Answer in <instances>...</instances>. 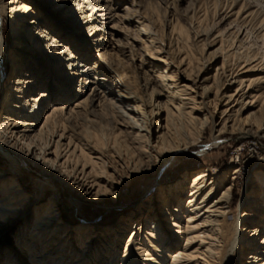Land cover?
<instances>
[{
	"label": "bare ground",
	"instance_id": "1",
	"mask_svg": "<svg viewBox=\"0 0 264 264\" xmlns=\"http://www.w3.org/2000/svg\"><path fill=\"white\" fill-rule=\"evenodd\" d=\"M33 1L41 9L37 21L27 18L20 0H0V157L7 162L0 167V264H264V174L253 175L252 192H243L232 214L237 168L222 178L208 170L187 174L174 186L151 191L149 200L104 230L82 223L67 227L52 197L24 225L33 198L21 182L22 169L35 174L41 186L60 184L87 202L113 199L134 173L167 166L197 145L210 124L214 143L228 132L251 140L254 131H264V91H258L259 82L240 77L262 60L253 53L235 68L230 65L249 37L246 26L227 23L231 32L218 42L220 31L204 35L203 46L215 49L206 53L202 74L194 75L186 56L176 62L162 56L161 38L134 11L127 19L141 27L154 52L149 66L155 72L140 74L132 53L123 65L126 47L112 42V32L94 11L107 6L75 0V14L67 16L74 0ZM260 4L264 0H245L242 8ZM43 16L81 33L96 48L93 61L84 64L88 56L57 46V38L41 27ZM2 17L9 19L16 46L6 82ZM172 35L186 40L181 26L171 27ZM198 36L194 32V39ZM232 36L239 39L230 41ZM218 59L219 69L207 77ZM66 96L75 98L72 106Z\"/></svg>",
	"mask_w": 264,
	"mask_h": 264
},
{
	"label": "rangeland",
	"instance_id": "2",
	"mask_svg": "<svg viewBox=\"0 0 264 264\" xmlns=\"http://www.w3.org/2000/svg\"><path fill=\"white\" fill-rule=\"evenodd\" d=\"M11 1L3 0L4 3ZM20 1L29 10L27 17L29 20L37 21L42 16L39 3H35L33 0ZM84 1H88L92 5L103 4L107 6V10L102 11L96 8L94 11L100 17L106 29H108L107 32H112L113 37H110L112 42L115 45L122 44L126 47L124 54L120 56V59H123V65L128 66V55L132 53V62L140 65V74L144 71L149 75L155 72L149 66V63L153 65L151 58H153L154 52L151 51L152 46L150 43H146L145 36L139 32L141 27L137 23L130 22L127 19L134 11L140 13L151 23L153 31L161 38L162 42L159 44L164 49L162 56L165 54L163 57L166 56L169 61L173 60L172 62H176L180 57L183 58L186 56V60L190 62L192 74L194 75L198 74L199 71L202 74L205 66L209 62V57H207L206 53L208 54L215 49L210 48L208 45L203 46L202 39L204 35L207 36L208 34H213L215 31H220L222 33L221 36L216 38V42H218L224 39L228 32H231L227 30V23L231 22L234 24V28L235 25L240 27L246 26L250 29L248 31L249 37L246 41L242 42L243 47L238 51L239 54L237 57L232 59L230 65L236 67L239 62L244 60L245 56H250L253 53L258 54L255 59L262 60L260 61L262 65L259 63L257 70L253 72H242L243 74L240 77L243 81L248 79L257 82V84L259 82L257 85L258 91H264V69H261L264 66V29L262 30L261 28V23L264 19L263 4H260L261 6L259 7L250 6L243 9L242 6L245 0ZM75 5L76 2L74 0L70 6L66 7L65 12L67 16L75 14L73 13ZM46 19L48 20L47 22H45ZM42 20L41 27L50 32V35L57 38V46L73 47L72 50L75 53L88 56L86 59L87 62L84 64H89L93 61L96 56V48L90 42H85L83 37H81V33L71 32L68 28L61 26L57 19L51 20L43 16ZM77 20L79 21L80 19ZM10 25L9 19L2 17V37L5 45L1 70L5 74L4 82L10 78L9 74L12 68L8 59L13 54V49L16 48L10 32ZM174 25L181 26L186 30V40L177 41L174 39V35L169 36L170 28ZM86 31L87 29L84 33ZM194 32L199 34L196 39H194ZM238 39L239 37L232 36L229 40L237 41ZM225 45V54H228L230 51V42L225 43ZM139 61L142 62V65ZM76 64H79V62H76ZM220 64L221 59L216 60L212 66L213 70L208 72L207 77H211L214 74V69H219ZM75 70H77V67ZM128 71V75L130 76L129 68L126 69L125 67L123 70L125 73ZM113 75L116 77L115 73ZM118 76L121 75L119 74ZM209 83L215 84L216 82L212 81L211 78ZM79 85V80H77L71 88L72 94ZM53 88L52 91L55 92ZM65 99L67 101L66 104L72 106L75 98L68 101V96H66ZM57 102L59 103L61 101L59 100ZM207 109L208 112L213 111V108L210 106ZM211 127L212 124L206 126L198 140V144L188 151L178 153L171 161V164L167 166L158 164L148 171H141L131 175L121 186L118 195L113 199L87 202L60 184H54L53 188L48 184L41 186L42 182L35 174L25 169L20 170L21 182L27 194L33 198L31 200V208L26 210L27 220L24 225L27 222L29 223L33 219L36 213L35 211L46 205L52 197L57 202L60 211V220L67 227L86 224L88 227L93 226L104 230L119 219L127 217L134 210V205L136 206L143 201L149 200L148 194L151 191L159 190L161 187L169 188L174 186L187 174L198 170H208L210 173L222 178L223 175L237 168L239 172L236 174L231 191L230 209L232 214H234L243 192L245 191L247 194L252 192L254 187L253 175L256 172L264 174V131H254L257 137L251 140L240 139L239 135L228 132L223 134L218 142L214 143L213 137L215 135ZM260 129H264V124H262ZM6 166L7 162L0 157V167L6 168ZM221 186L218 187L217 193L221 189ZM142 219L144 220L145 216H142ZM232 219L233 215L229 217V221ZM127 229L126 232L128 233L130 228L128 227ZM127 233H125L124 239H126Z\"/></svg>",
	"mask_w": 264,
	"mask_h": 264
}]
</instances>
